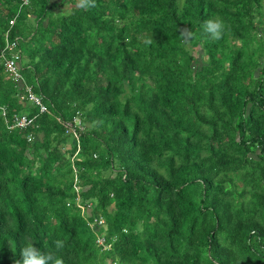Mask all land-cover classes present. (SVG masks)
I'll return each instance as SVG.
<instances>
[{"label":"trees","instance_id":"trees-1","mask_svg":"<svg viewBox=\"0 0 264 264\" xmlns=\"http://www.w3.org/2000/svg\"><path fill=\"white\" fill-rule=\"evenodd\" d=\"M30 2L9 39L37 24L22 74L47 112L0 60V264L29 238L64 264H264V50L241 63L264 0Z\"/></svg>","mask_w":264,"mask_h":264},{"label":"built area","instance_id":"built-area-1","mask_svg":"<svg viewBox=\"0 0 264 264\" xmlns=\"http://www.w3.org/2000/svg\"><path fill=\"white\" fill-rule=\"evenodd\" d=\"M30 0H22L21 6H26L29 4ZM19 10L15 14L14 18L10 19L8 24V28L5 31V48L3 49L2 53L0 54V60L4 66V69L6 73L9 74L12 81L15 83H22L23 82V76L21 73V59H22V51L19 46V37H14L9 39L10 31L13 27V25L16 23V19L19 15ZM16 50L15 52H13ZM21 99H27L30 102H33L34 105H36L39 108V113H42L45 111L46 107L44 106L42 99L38 96H35L31 88L28 86H25L24 94L21 96ZM5 123L8 128H18L20 130L25 129L28 125H31L33 120L35 119V116H29L26 114L21 115H13L10 117L9 120L8 117L5 115V113H2Z\"/></svg>","mask_w":264,"mask_h":264},{"label":"rangeland","instance_id":"rangeland-1","mask_svg":"<svg viewBox=\"0 0 264 264\" xmlns=\"http://www.w3.org/2000/svg\"><path fill=\"white\" fill-rule=\"evenodd\" d=\"M50 0V2L48 3V9H52V11L54 12L57 8L56 11H58L59 9L60 10H63L69 6H72L73 4L77 5V2L79 0ZM72 1V2H71ZM29 6H31V2L29 1ZM28 5L26 6H23V7H26L25 10L29 7ZM21 6V3L19 5V7L16 9L17 11H21L22 8ZM16 11V13H17ZM20 13V12H19ZM262 16H258L257 13L254 14L253 18H252V21L254 20V26L252 28H250L248 30V32L250 33V36L253 38V42L246 45L243 50H242V54H243V58H242V61L241 63H245L247 65V63H249V67H251V72L254 73L255 77H257L258 75V72L259 70L257 68H255L254 66H252L250 64V61H255V62H258V60H261V50L263 49L264 50V45L262 43H264V30H263V33H259V29L257 27H260L262 29H264V4H263V11H262ZM37 25V24H36ZM36 25L34 22L32 21H29L27 20L24 24L21 25V30L23 31V34L27 37H20V41H19V46L21 47V49L23 48H32L33 43V38L31 37H35V36H30L29 33L32 31H34L36 29ZM34 34V32H33ZM232 39V38H230ZM121 45L119 43H117V47L116 49H118V47H120ZM22 49V50H23ZM16 50H14L13 52H15ZM116 55H120L118 54V51L115 52ZM26 61H24L25 63ZM197 66H201V62L198 61V65ZM30 107V106H29ZM45 112H47V108L45 109L44 112H42L41 114H44ZM78 118V117H77ZM75 119L73 124L76 126V127H79V122H78V119ZM63 122V121H62ZM63 125H66V126H69V127H72L71 124H69V122H63ZM39 137H41V135H39ZM10 216V215H8ZM29 241L31 244H33V242L31 241V238H29Z\"/></svg>","mask_w":264,"mask_h":264},{"label":"clouds","instance_id":"clouds-1","mask_svg":"<svg viewBox=\"0 0 264 264\" xmlns=\"http://www.w3.org/2000/svg\"><path fill=\"white\" fill-rule=\"evenodd\" d=\"M88 3H92V0H87ZM81 6H85V0H81ZM92 6H94V3H92ZM224 23L219 18L210 19L208 21H205L204 29L205 31L210 35L212 39H220L224 30ZM22 54V53H21ZM24 57L22 54L21 59V73H22V66L24 64ZM26 63V62H25ZM23 76V74H22ZM14 82V81H13ZM21 86V94L19 96V100L21 102L30 103L34 106L33 102L28 101L27 99H21V96L24 94L25 86H28L31 88L32 93L37 96L33 92V87L26 82L24 76H23V82L17 83ZM40 97V96H38ZM43 102V98L40 97ZM24 114V113H22ZM28 115V114H26ZM36 116V115H34ZM54 246L57 251L62 249L64 247V242L62 240H56L54 241ZM13 264H64V260L61 256H58L56 252L54 251H48V252H41L39 249H37L33 244L27 243L22 249L20 253V258L13 261Z\"/></svg>","mask_w":264,"mask_h":264}]
</instances>
